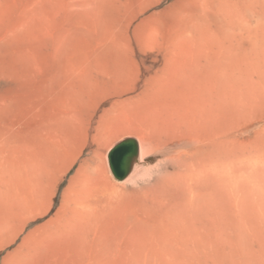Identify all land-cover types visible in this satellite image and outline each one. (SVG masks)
Here are the masks:
<instances>
[{"label":"rangeland","instance_id":"rangeland-1","mask_svg":"<svg viewBox=\"0 0 264 264\" xmlns=\"http://www.w3.org/2000/svg\"><path fill=\"white\" fill-rule=\"evenodd\" d=\"M25 1L19 0V17L14 20L19 24V39L9 44L8 58L5 54L0 61V130L15 140L18 157L22 139L33 135L55 136L63 151L70 143L75 151L64 152L77 156L55 194L45 196L48 210L43 216L27 221L19 210L7 206L10 235L0 250V261L5 257L7 264H264V187L250 171L253 176L264 172L257 154L239 152L242 137L235 131V118H229L232 134L225 145L228 173L216 162L208 244L197 247L186 239L168 246L170 235L161 225L178 205L171 195L162 201L150 183L158 162L135 165L132 177L119 182L110 173L107 153L126 138L156 142L153 133L154 125L160 124V110L182 107L188 96L186 84L177 71L165 67L160 56L131 51L123 10L81 6L84 0ZM103 11L109 13L102 16ZM117 15L123 18V26H118ZM146 129L153 136L144 135ZM61 136L63 141L68 139L65 146ZM62 154L66 158L61 156V161L69 163V154ZM13 157L6 156L8 165L20 159ZM88 158L101 168L102 180L97 184L78 176L79 164ZM15 167L19 169V163ZM78 179L85 186L78 185ZM62 198L66 201L59 217L67 219L71 228L43 235L46 230L41 227L52 224ZM48 227L52 230L53 224Z\"/></svg>","mask_w":264,"mask_h":264},{"label":"bare ground","instance_id":"bare-ground-1","mask_svg":"<svg viewBox=\"0 0 264 264\" xmlns=\"http://www.w3.org/2000/svg\"><path fill=\"white\" fill-rule=\"evenodd\" d=\"M84 1L81 6L90 4L98 8L110 6L112 11L114 8L123 10L131 51L136 55L160 56L165 62V67L177 71L188 88V96L185 97V104L182 107L166 111L160 106L162 109L160 116L159 112H155L156 117H160L157 118L160 124L154 125L157 129L153 133L157 136L156 142L148 144L145 140L140 141L139 137L136 139L139 143V157L135 165L145 167L156 159L157 174L152 177L150 183L157 188L158 196L162 201H168L170 195L177 201L175 213L165 216L164 224L162 220L160 221L163 224L160 225L163 226L164 233L170 235L169 240L167 239L169 242H166L168 246L178 241L184 243L186 239L197 247L206 246L209 242V223L213 213L212 197L216 164L219 163L228 173L225 150L229 147L225 149V145L230 143L228 139L232 134V129L228 127L231 120L229 118H235H232L236 124L235 131L242 137V142L238 143L239 152L244 155L257 154L262 165L260 168L264 172V0ZM75 7L77 8L76 5ZM104 13L106 11H103L101 15L103 16ZM18 17L19 0H0V61L5 54V57L8 56L9 44L17 36L19 39L17 35L19 24L14 21ZM118 18V26H123V18ZM114 23L112 20V25H115ZM17 51L13 54L17 55ZM143 132L148 137L152 135L148 129ZM8 133L0 130V250L8 244L10 235L7 220L11 217L7 216L8 219L5 217L9 211V209L6 210L7 206L10 205L15 210H19L20 215L27 221L43 216L48 210V206L45 205V196L49 193L52 196L55 194L57 184L68 172L74 157L77 156L71 157V153L75 150H71L72 145L66 144L65 141L68 139L65 138L63 141L62 136L59 140L61 138L64 146L66 144L67 151H72L70 154H66L65 149V152L63 151L61 144L55 143L57 139L55 136L54 139L33 135L29 139L28 137L22 139L19 145L20 161L17 159V163L13 164L11 162L18 157L16 152L19 151V147L17 149V146L13 145L15 140L9 138ZM61 153L69 154L68 158H71L69 163L61 161L66 158ZM12 154L15 158L10 159V162L8 159L7 161L11 163L8 165L6 156L11 158ZM61 156L64 158L62 159ZM215 158L220 159L216 161ZM89 160L88 158L87 161L84 160L82 164H79L78 172L81 173L78 176L81 177L83 174L85 183L97 184L102 180V171L100 173L101 168H98L97 164L91 165ZM92 162L96 163L94 160ZM18 163L19 169L15 167ZM250 172L255 182L259 180L258 182L262 183L261 185L256 182L259 187H264V175L258 171L261 174L255 173L253 176V171ZM74 179L73 181H76ZM77 181L78 185L83 183L80 179ZM224 182L227 184V180ZM225 184L223 186L227 187ZM83 185L85 186L84 183ZM64 200L66 201L62 198L61 209H58L55 215L53 214L55 216L53 220L50 218V223L53 224L52 230H49L48 225H52L48 224L49 222L47 225L40 226L41 230H46L43 235L61 234L60 232L71 228L67 219L59 217L65 205ZM88 209L89 207L86 211H89ZM0 264H7V259L4 257Z\"/></svg>","mask_w":264,"mask_h":264},{"label":"water","instance_id":"water-1","mask_svg":"<svg viewBox=\"0 0 264 264\" xmlns=\"http://www.w3.org/2000/svg\"><path fill=\"white\" fill-rule=\"evenodd\" d=\"M139 157V144L135 138H126L115 144L107 153V163L113 178L125 180L133 171Z\"/></svg>","mask_w":264,"mask_h":264}]
</instances>
